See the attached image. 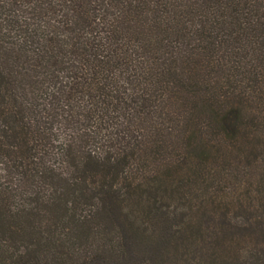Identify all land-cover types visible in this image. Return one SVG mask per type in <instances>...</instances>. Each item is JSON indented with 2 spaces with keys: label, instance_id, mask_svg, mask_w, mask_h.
I'll use <instances>...</instances> for the list:
<instances>
[{
  "label": "trees",
  "instance_id": "obj_1",
  "mask_svg": "<svg viewBox=\"0 0 264 264\" xmlns=\"http://www.w3.org/2000/svg\"><path fill=\"white\" fill-rule=\"evenodd\" d=\"M0 264H264V0H0Z\"/></svg>",
  "mask_w": 264,
  "mask_h": 264
}]
</instances>
